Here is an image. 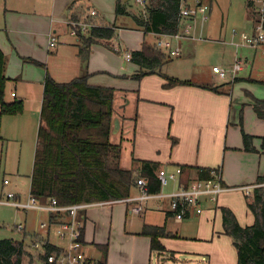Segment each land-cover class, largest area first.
Wrapping results in <instances>:
<instances>
[{
    "label": "crops",
    "instance_id": "0c3cea01",
    "mask_svg": "<svg viewBox=\"0 0 264 264\" xmlns=\"http://www.w3.org/2000/svg\"><path fill=\"white\" fill-rule=\"evenodd\" d=\"M116 1L0 0V48L6 54L5 72L8 77L5 99L21 100L24 104L23 112L14 115L2 113L0 107V193L13 190L18 198L24 200L31 194L44 83L48 73L60 81H68L87 73L91 84L116 88L114 118H119L120 128L117 132L111 131L110 139L132 150L131 158L127 159L130 165L125 167L132 168L135 158L159 161L160 167L170 170L182 164L219 166L229 189L255 184L258 175L264 172L262 152H257L260 156L257 165L239 174H235V171L236 167L243 165L240 159L251 160L254 155L251 154L254 151L242 149L241 116L245 131L256 135L254 145L262 151L264 118L258 116L249 103L251 97L246 93L256 96L250 82L259 80L256 77L260 76L259 68L253 65V61L244 60L243 69L251 62V67H247L249 75L238 74L236 77L239 80L231 85L226 83L229 80H222L214 71L205 82L193 81L194 84H178L169 88L163 86L166 79L157 71L136 78L135 74L141 68L132 60L127 61L126 52L141 48L144 42L154 44L158 39L169 41L170 46L162 48L171 58L168 63L174 62V57H177L174 51L177 48L180 49V57L184 54L183 49L188 52L194 64L199 52L205 51L212 55L220 51L223 62L222 59L229 56L231 49L220 36H213L212 33L205 35L206 25H202L201 32L196 34L198 17L181 21V32L188 26L193 30L192 35L188 34L190 37L185 32L179 33L186 36L172 37L164 36L163 33L145 32L132 15H116ZM135 2L137 5L143 4ZM219 5V0H213L210 13ZM93 8L98 13L91 16L90 10ZM128 10L131 14L140 15L133 13L132 7ZM106 16L111 18L110 21H107ZM82 18H92L96 25H116L111 43L106 38H97L90 46L88 57L81 56L80 41L70 36L69 21ZM244 18L250 20L253 26L247 4ZM51 36L57 37L55 47L50 46ZM239 41L234 40V37L230 40L237 47L244 45H237ZM259 46L264 47V43L249 47L257 49ZM180 61L186 64L187 59ZM168 63L164 65V70ZM171 67L169 64L168 71H162L176 76L172 75ZM176 77L188 79L180 75ZM213 81H217L214 85H221V92L201 85H210ZM248 120L257 123L262 129H251ZM114 136L116 141L112 140ZM25 155L31 161L26 188L22 186L21 180L25 171ZM122 159L121 154V162ZM187 175L188 178L199 176L194 169ZM6 178L10 179V183H4ZM171 184L163 188L165 194L177 188L176 182L172 181ZM137 192L136 189L133 195ZM244 195L245 203L240 193H222L217 202L207 203L201 214L193 213L181 221L173 216L168 196L147 200L140 212L133 210L135 203L130 201L93 204L81 212L82 237L91 254L96 256L95 249L99 253L96 257L105 260L106 264H160L169 259H183L185 264H238L233 237L224 232L221 206L231 208L242 224H251L254 222V214L248 208ZM48 213V222H41L49 223L48 227L40 223L41 228L27 230L24 226L23 236L39 233L49 236L53 243L62 247L63 244L51 239V233L60 238L59 223L67 220V216L51 219V212ZM245 214L247 219L243 221ZM146 224L166 225L168 232L175 234L161 238L167 251L152 249L151 237L143 233ZM99 245H106L107 253ZM191 252L196 253L193 254L194 259L190 258Z\"/></svg>",
    "mask_w": 264,
    "mask_h": 264
},
{
    "label": "trees",
    "instance_id": "16d2710c",
    "mask_svg": "<svg viewBox=\"0 0 264 264\" xmlns=\"http://www.w3.org/2000/svg\"><path fill=\"white\" fill-rule=\"evenodd\" d=\"M145 1L146 16L131 14L126 0L116 1V15H132L145 32L178 33L182 21L180 15L182 0ZM209 1L211 3L213 0ZM250 4L248 0L247 7ZM115 31V24L94 26L90 35L83 36L80 41L81 56L88 57L90 46L97 38H112ZM131 54V60L141 68L135 74L136 78L157 71L166 79L163 84L166 88L178 84H194L190 79L164 73L162 69L171 58L149 42H144L141 48L132 50ZM6 62V54L0 48L1 112L20 114L24 110L23 102L5 99L8 81L5 72ZM238 80L236 77L226 83L231 85ZM201 85L221 92V85ZM246 93L251 97L249 103L253 105L258 116L264 118V97ZM115 95V87L91 84L87 73L68 81H60L47 74L31 179V194L36 196L39 202L47 203L51 198H56L58 204L69 205L78 202L121 199L134 194L140 176L148 179L151 192H158L161 189L157 175L161 166L159 161L135 158L132 168L122 165V145L110 139ZM239 123L243 136L242 149L264 154V142L260 151L254 145L256 135L245 131L242 116ZM180 166L183 169L184 179H188L187 174L192 169L202 178L210 177L213 169L221 170L219 166L186 164ZM262 182H264V172L256 179V183ZM246 198L248 208L254 214V222L242 224L231 208L221 206L224 232L233 237L238 253V264H264V185L255 187L252 197L246 194ZM62 216L66 214L51 213V219ZM143 233L151 237V247L158 252L167 251L161 241L162 237L175 236L168 232L166 225L146 224ZM35 237L43 244L44 251L40 254L43 263L57 264L50 262L48 255L60 254L62 247L53 243L49 236L37 233ZM27 247L26 239L0 238V264H22L24 256H30ZM99 247L107 253L106 245ZM102 262L106 264L105 260Z\"/></svg>",
    "mask_w": 264,
    "mask_h": 264
},
{
    "label": "built area",
    "instance_id": "2783aa9c",
    "mask_svg": "<svg viewBox=\"0 0 264 264\" xmlns=\"http://www.w3.org/2000/svg\"><path fill=\"white\" fill-rule=\"evenodd\" d=\"M139 3L145 5V0H136ZM251 2L249 9L251 11V18L253 21L252 31L239 30L236 27L232 28L233 36L239 35L240 41L237 45L245 44L248 46H258L264 43V0H249ZM210 11V5L203 0H194V3H190L188 0H182L181 5V20L182 19H196L199 12H202L203 21L208 19V12ZM98 12L95 8L90 10V15H96ZM257 16V17H256ZM70 32L79 41L83 36H88L94 26H97L91 19H76L69 21ZM191 32L190 26L185 29V34ZM185 36L184 34H164V36ZM50 46L55 47L57 43V37L51 36L49 40ZM170 42L164 39H159L156 42V47H169ZM175 55L180 54V49L177 48L174 51ZM126 58L131 60L132 54L130 51L126 52ZM244 67V60L237 58L233 64L229 67H225L220 64L213 65V71L219 75L220 78L226 80H234L240 70ZM158 178L161 182V189L158 192H151L149 189L148 179L144 176H140L137 179V194L130 195L121 199L106 200L98 202H78L69 205H60L57 203L56 198H51L47 203L39 202L38 198L32 194L26 199H20L16 196L13 190L0 193V203H8L17 206L22 209H42L55 214H66L67 220L59 223L58 234L61 239L67 240V244L62 246L60 254H49L48 260L50 262H56L57 264H103L102 260L92 255L91 252L85 247V242L82 238V219L81 212L93 205V204H105L114 201H130L134 202L135 206L133 210L140 212L143 208V204L151 198L169 197L170 210L176 220L181 221L190 216L191 214H200L203 211L202 201L217 202L222 192L229 189L223 182L222 171L213 169L211 170V176L208 178H202L196 176L194 178L184 179L183 169L181 166H175L173 169H167L166 167H160L157 171ZM172 181L177 183V188L165 194L163 188ZM4 183H10V179H4ZM262 183H255L250 185H244L240 188L246 191L248 196L253 195L255 187L263 186ZM43 227H48L49 223H41ZM18 229H23L24 225L19 223ZM34 246H40L39 242L34 243Z\"/></svg>",
    "mask_w": 264,
    "mask_h": 264
},
{
    "label": "rangeland",
    "instance_id": "374dc122",
    "mask_svg": "<svg viewBox=\"0 0 264 264\" xmlns=\"http://www.w3.org/2000/svg\"><path fill=\"white\" fill-rule=\"evenodd\" d=\"M126 1L128 4V8L129 7L134 8V10L132 11L133 13L140 14L141 16L147 15L146 3H145V5L144 4L137 5L135 0H126ZM247 1L248 0H219L220 5L218 7H215L214 12H211V13H210V11L208 12V19L206 21H204V23H202L203 19L201 20V15H200L202 12H199V14H198L197 20H199V25H198V28L195 31V33L199 34L201 32V26L206 25V33H205V31H202V33H205V35L207 33L209 35H210V33H212L211 35H213V36H216V35L220 36L221 39L226 40L227 46L231 49V53L230 54L228 53L229 56L227 58L222 59L223 62L221 61L222 53L220 51H217L212 55L208 52L202 51V52H199L198 54H196V59H195V64H194L193 63L194 61H192V59H190L189 53L185 52V50L183 49L184 54L182 55V57H180V55H177V57H174V59H173L174 62L171 61L172 63H168V66L165 67V70L164 69L163 70L165 72L168 71V67L170 64L172 66L170 69L171 73H173L172 75H176V76L180 75V77L185 76L186 78H188L192 81H203V82H205V80H208L210 73L213 72V70H212L213 63L218 62V64L224 65L225 67H227V66H230L231 64H233L232 62L235 61V59H237L239 57L242 58L243 60L248 59L251 62L253 61V65L255 67L259 68L258 72L260 73V76H256V74H255V76L257 78H259V80H255V81L253 80L250 82L251 90L254 92V94L257 97H264V47L259 46L256 49V48H251L245 44L240 46V47H237L235 44H231V42H230V40L233 37H234V40H237V41L240 40L239 35L233 36V34L231 33L232 28L237 27L240 30L243 29V30L248 31V32H250L252 30L253 26H252L250 20L246 21L244 18V11H245V6L247 4ZM204 2L208 3L210 5L209 0H204ZM190 3L193 4L194 1L191 0ZM87 5H89V4H87ZM248 11L250 12L249 17H251V11H250L249 7H248ZM106 17H107L106 18L107 21H110L111 18H109V16H106ZM90 19L92 20V18H90ZM190 24L193 26L192 23H190ZM210 26H212V27L210 28ZM179 32H181L180 29H179L178 33ZM184 32L185 31H182L181 33H184ZM189 34L190 35L193 34L192 29H191V32ZM70 36L72 39L74 38V35H70ZM224 36H225V38H224ZM187 37H190V36H187ZM111 39L112 38H106L108 43H111ZM94 42L92 44H94ZM152 45L156 49L163 51V49H162L163 47L162 48L156 47V43H154V44L152 43ZM217 46H223V45H217ZM183 58L187 59L186 64L183 63L184 61L182 62V64L180 63L181 62L180 60ZM127 61H130V60H127ZM227 61H231V62H227ZM251 62H249L248 66H246L243 70L239 71L238 74L240 76H248L249 75V71H248L247 67H249V68L251 67ZM213 75H214V77L217 78L215 73ZM216 82L217 81H213L210 85H214V84H216ZM250 112H252V111H250ZM248 122H249L251 129H262V127H259L257 123H255L253 121L251 122L250 120H248ZM243 126H244V123H243ZM112 140L116 141V137L115 136L112 137ZM114 143H116V142H114ZM131 153H132V150H130L127 145H125V146L123 145V150H122L121 154H122V158H123L122 164L124 166L130 165L129 162L127 161V159H128V157L131 158ZM251 154H254L253 156H251L252 157L251 160L249 158L240 159V163L243 165L241 167H236L237 171H235V174H239L240 172L245 171L247 168L257 165L258 159L260 158L259 154L257 152L256 153L253 152ZM24 159H25V164L23 163V167H24L25 171H24V173H22V176H21L22 179L21 180H23L22 186L24 188H26L29 184L28 174H30L29 171L31 169V161L29 160L30 157H28L26 155L24 156ZM261 161L263 164L264 155H263ZM169 184L172 185L171 183H169ZM170 185H168V186H170ZM230 192H232V194H234V195H238L240 193L241 200L243 201L245 199L244 194H246V191L244 189L240 188L239 186H234L233 188L227 189L226 191H224L222 193L225 194V193H230ZM28 196H30V194H28ZM207 203L213 204V201L203 200L202 201L203 211L205 210V205ZM244 203H245V200H244ZM246 208H247V206H246ZM48 215H49V213L47 211L34 210V209H22V208H18L15 205H12V204L0 203V238L12 237V238L20 240V239H22L23 231L21 229L17 228L16 225L18 223H22L27 230L28 229H30V230L38 229V228H41L40 223L42 221L48 222L47 221ZM246 219H247V214L244 215L242 220L246 221ZM53 231H55L54 227H53ZM35 234H37V233H33L32 235H31V233L24 234V236H23V239H26V243L28 244L27 250L30 253V256L29 255L24 256L22 264H44L43 260L40 258V254L44 251L43 244H42V242H40L38 240L37 237H35ZM51 239L56 243H60L63 245L67 244V240L60 239L53 232L51 233ZM37 242H39L40 246H34V243H37ZM93 250H94V254L96 256H98L99 253L95 249H93ZM193 254L195 255L196 253H192V252L190 253V258H192V259L195 258V256ZM155 258L157 259V255H155ZM175 261L169 259V260H166L164 262L161 261L160 264H185V263H183L184 262L183 259L182 260H175Z\"/></svg>",
    "mask_w": 264,
    "mask_h": 264
},
{
    "label": "water",
    "instance_id": "95a60500",
    "mask_svg": "<svg viewBox=\"0 0 264 264\" xmlns=\"http://www.w3.org/2000/svg\"><path fill=\"white\" fill-rule=\"evenodd\" d=\"M120 128V120L118 117H115L113 120V128H112V132H117Z\"/></svg>",
    "mask_w": 264,
    "mask_h": 264
}]
</instances>
